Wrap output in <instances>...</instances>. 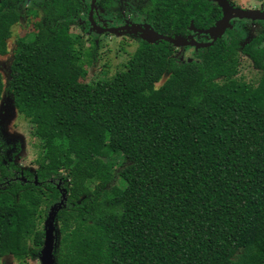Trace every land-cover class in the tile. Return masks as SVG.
<instances>
[{
  "label": "trees",
  "instance_id": "trees-1",
  "mask_svg": "<svg viewBox=\"0 0 264 264\" xmlns=\"http://www.w3.org/2000/svg\"><path fill=\"white\" fill-rule=\"evenodd\" d=\"M25 1H0V55ZM88 9L44 0L15 42L8 90L38 142L37 169L22 181L0 142V259L40 257L65 193L56 264H264L263 38L241 47L230 31L192 60L139 39L122 69L86 82L96 44L70 29ZM143 15L158 34L186 37L220 9L151 0ZM240 53L255 84L239 75ZM3 92L0 74V101ZM104 159H120L117 176Z\"/></svg>",
  "mask_w": 264,
  "mask_h": 264
},
{
  "label": "rangeland",
  "instance_id": "rangeland-1",
  "mask_svg": "<svg viewBox=\"0 0 264 264\" xmlns=\"http://www.w3.org/2000/svg\"><path fill=\"white\" fill-rule=\"evenodd\" d=\"M234 5L236 4L241 9H250V10H260L264 9V0H229ZM91 4V3H90ZM118 5V2H114ZM235 5V6H236ZM42 8V2L40 0H29L23 2L17 10V19L11 28L12 35L7 41V53L5 55H0V74L4 83V92L0 101V139L8 146L7 147V156L11 158L13 156L14 163L20 166L24 170H29L30 172H35L37 169L36 158L38 150L35 145L38 143L31 136V128L29 123L24 120L19 114H17L16 109L13 105V100L11 93L8 90V84L10 80V64L12 61L13 51L15 48V42L18 38L29 35L34 30V23L37 21L35 17L32 16V8ZM90 7V6H89ZM145 6L136 7L140 11L138 13L143 16L146 9H143ZM117 8V7H115ZM116 12L115 9L111 13ZM88 11L83 12L80 15L81 21L86 19ZM110 14V13H109ZM100 19H104L100 13L98 14ZM108 18V16H105ZM237 19V18H236ZM81 21L79 24L81 27L73 26L70 29L72 33H79L83 37L85 42V48L94 42L96 44L95 49L92 51V64L88 66V74L85 79L86 82H91L97 78L102 77H111L116 70L122 69L123 65L127 62L129 54L132 53L135 49L133 46L134 42L126 39L123 34L114 35L107 34L103 35L100 33H93L89 29H82ZM106 23H104L105 25ZM109 24V23H108ZM246 37L242 36L237 39L242 41L241 47L245 46L251 39L257 36V30L252 29V26H247L244 28ZM190 30V29H189ZM192 31V30H190ZM224 37V36H222ZM141 39V37H140ZM175 53L174 57L179 56L182 49L180 47H174ZM240 52V51H239ZM195 58V57H194ZM186 59V58H184ZM240 59V73L239 75L243 76L247 82H252L255 84L259 77V73L256 68L253 66L252 61L246 54L239 55ZM192 60V59H187ZM167 75L163 76L161 82L166 79ZM159 82L157 86L161 84ZM108 159H104L106 162ZM109 162H115L113 168L114 174L117 176L119 171L123 168L120 167L121 161L119 160H108ZM58 227V224H57ZM0 264H19L11 256H6L0 259ZM25 264H41L39 258L33 257L26 261Z\"/></svg>",
  "mask_w": 264,
  "mask_h": 264
},
{
  "label": "flooded vegetation",
  "instance_id": "flooded-vegetation-1",
  "mask_svg": "<svg viewBox=\"0 0 264 264\" xmlns=\"http://www.w3.org/2000/svg\"><path fill=\"white\" fill-rule=\"evenodd\" d=\"M27 1H29V0H26L25 2H27ZM40 1L43 3L44 0H40ZM91 1L92 0H89V6H90ZM115 1L118 2L119 6L114 4ZM150 4H151V0H97L95 2V7H94L93 13H92V18H93V22H94L95 26L93 27L89 21V9H88L86 19H84L83 21L79 20L80 18L78 19V27H81L79 24V21H81V23H82L81 25H83L82 29H84V30L89 29L93 33H97V34L100 33L103 35L123 34L126 39H129V40L134 42L133 46H135V48H136L138 46V41H139L140 35H141L139 33V30L141 28H143V26L147 23H146V18L144 17V15L141 16L138 13V11H140L139 8L136 11H132V10L133 9L135 10L136 7H140L142 5L145 6L143 9H147L150 6ZM230 4L234 8H239V6H237L236 4H235L236 6L231 2H230ZM115 7H117V8H115ZM113 9H115L116 12L111 13V11ZM262 10L264 11V9H262ZM99 13L102 16H104L103 20L98 17ZM82 14L83 13H81V15ZM105 16H108V18H105ZM221 17H222V11L220 9V16H219V18H217L213 22V24L216 21H218ZM104 23H106V24L104 25ZM229 23H230L231 28L227 29L223 36H226V34L231 31V32L237 34L236 38H239L242 36L246 37V35H248L246 33V31H248V30H245L244 28L247 26H252V29L257 30V36H255L254 38L262 37L263 38L262 42H264V20H258V21H252L251 22V21H242V20H239V19L232 17L229 20ZM109 29L116 30V31H113V32L108 31L106 33H104V32L101 33V30H109ZM189 35H191L196 42L206 43L208 41H211V39L204 34H199V33H195L193 31H190V33L186 34L185 36L187 37ZM239 44H242L241 40H239ZM180 48L182 49V51H180L179 56L175 57L176 59H179V60H183L184 58L193 59L198 54V50L195 49L194 47L185 46V47H180ZM175 51L176 50L174 48L173 53H175ZM0 142L4 146L5 157H6L7 161L11 162L13 165H17L14 163V160H13L14 155L11 156V158H8V156H7V150H8L7 147L8 146L1 139H0ZM20 169L22 171L20 172L19 178L22 181H26V178L23 176V172L25 170L22 169L21 167H20ZM26 171H29V170H26ZM57 187L60 188L61 191H63V189L61 188V184H59Z\"/></svg>",
  "mask_w": 264,
  "mask_h": 264
},
{
  "label": "water",
  "instance_id": "water-1",
  "mask_svg": "<svg viewBox=\"0 0 264 264\" xmlns=\"http://www.w3.org/2000/svg\"><path fill=\"white\" fill-rule=\"evenodd\" d=\"M1 1V0H0ZM97 0H92L89 7V21L94 27V22L92 18L93 9L95 7V2ZM210 3L217 5L222 11V17L216 21L211 27L207 29H196L193 26V23L190 22L189 29L195 33L204 34L208 36L211 41L206 43L196 42L192 36L183 37L176 35L174 37L164 36L155 32L150 25L145 24L143 28L139 30L141 34L140 37L143 41L153 44L158 41H165L171 44L173 47H194L195 49H202L211 47L214 42L221 38L225 31L231 28L229 20L234 17L242 21H258L264 20V11L260 10H250V9H241L234 8L229 0H208ZM113 32L116 30H101V33ZM63 200L65 198V193L62 194ZM63 200L50 208V211L47 215V218L44 223V243L40 252L39 260L41 264H56L54 258V250L56 248L57 241V223H56V214L60 208Z\"/></svg>",
  "mask_w": 264,
  "mask_h": 264
}]
</instances>
